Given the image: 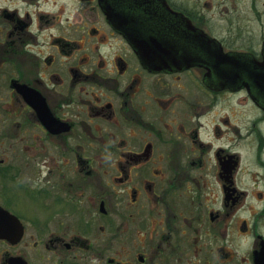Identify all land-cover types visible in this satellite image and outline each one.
I'll use <instances>...</instances> for the list:
<instances>
[{
    "label": "flooded vegetation",
    "instance_id": "af4514ba",
    "mask_svg": "<svg viewBox=\"0 0 264 264\" xmlns=\"http://www.w3.org/2000/svg\"><path fill=\"white\" fill-rule=\"evenodd\" d=\"M0 264H264V0H0Z\"/></svg>",
    "mask_w": 264,
    "mask_h": 264
}]
</instances>
